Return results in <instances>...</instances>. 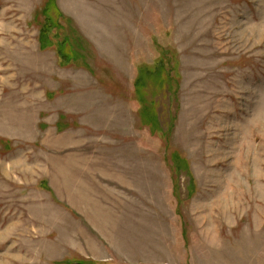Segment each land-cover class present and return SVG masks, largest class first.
Segmentation results:
<instances>
[{
    "label": "rangeland",
    "instance_id": "obj_1",
    "mask_svg": "<svg viewBox=\"0 0 264 264\" xmlns=\"http://www.w3.org/2000/svg\"><path fill=\"white\" fill-rule=\"evenodd\" d=\"M264 264V0H0V264Z\"/></svg>",
    "mask_w": 264,
    "mask_h": 264
},
{
    "label": "trees",
    "instance_id": "obj_2",
    "mask_svg": "<svg viewBox=\"0 0 264 264\" xmlns=\"http://www.w3.org/2000/svg\"><path fill=\"white\" fill-rule=\"evenodd\" d=\"M90 262H91V261H83V260H82V261H77V262L74 263V264H89ZM92 263H93V264H96V262H93V261H92Z\"/></svg>",
    "mask_w": 264,
    "mask_h": 264
}]
</instances>
